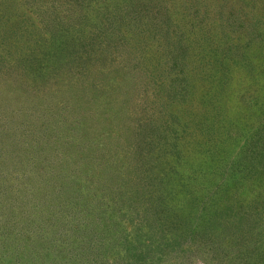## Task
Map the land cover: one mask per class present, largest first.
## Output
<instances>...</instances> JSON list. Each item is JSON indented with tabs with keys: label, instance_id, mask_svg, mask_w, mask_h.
Listing matches in <instances>:
<instances>
[{
	"label": "rangeland",
	"instance_id": "rangeland-1",
	"mask_svg": "<svg viewBox=\"0 0 264 264\" xmlns=\"http://www.w3.org/2000/svg\"><path fill=\"white\" fill-rule=\"evenodd\" d=\"M158 182L178 216L186 184L263 225L264 0H0V236L37 235L23 264H172L142 223Z\"/></svg>",
	"mask_w": 264,
	"mask_h": 264
},
{
	"label": "trees",
	"instance_id": "trees-1",
	"mask_svg": "<svg viewBox=\"0 0 264 264\" xmlns=\"http://www.w3.org/2000/svg\"><path fill=\"white\" fill-rule=\"evenodd\" d=\"M191 136V133L188 134V138ZM188 181L186 184L194 186V179H188ZM147 186L149 187L150 184ZM170 186H173V183ZM185 186L180 188L183 191V203L179 210V216L174 211L165 210L174 205V202L175 205L178 204L175 193L165 195V199L164 197L161 199V196L155 192L162 187V182H158L157 189L153 190V187L150 186L152 191L149 190V195L147 194L145 201L148 200V207L151 209H148V214L144 218L145 222L142 223L151 226L148 228L150 229L148 234L151 239L154 238L155 249L163 250L165 247L171 249L177 247L172 264H197L198 262L199 264H214L216 261H220L222 264H224L223 261H226L225 264H264V218L263 225L257 226L256 224H259L256 218L257 214L253 213V215L252 212L242 209L237 211L235 207L233 208L234 204L227 201L228 199L219 201L214 196H194L195 191L191 187H188L191 190L184 192L183 188H187ZM154 193L155 195L151 198ZM171 198L174 201L169 202L168 207H165L164 204ZM198 203L200 209L194 206ZM13 212L12 209H7L6 213L0 211V220L4 221L0 224V229L4 228ZM261 216L258 215V218L261 219ZM17 217V222H15L17 226L21 223L26 224L27 221L22 219L20 214ZM142 229L140 226L123 229V232L129 230L132 234L125 240V244L131 245L135 240L137 242H142L143 239L147 240L146 237H143ZM25 230L27 229L25 228ZM25 230H21L20 227L17 233L12 232L6 237L4 231L2 232L0 248L5 247L3 251L0 249V263L23 264L21 260H24V254L29 248L34 249V246H37V235L30 233L28 236V232L25 233ZM136 235L139 237L136 238ZM23 236H26V242L13 245L4 244L9 237L14 242L15 237L20 240ZM182 241H186V243L182 244ZM232 253H236L238 261L236 259L235 262L227 260V255L231 256ZM42 256L43 254L35 258L38 264H41L39 258ZM190 258L191 260L194 259L193 263L190 262Z\"/></svg>",
	"mask_w": 264,
	"mask_h": 264
}]
</instances>
